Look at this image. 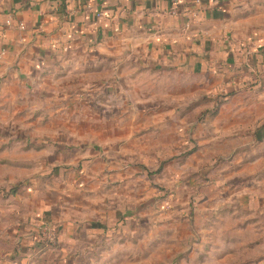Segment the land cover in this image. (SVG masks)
<instances>
[{"label": "crops", "instance_id": "1", "mask_svg": "<svg viewBox=\"0 0 264 264\" xmlns=\"http://www.w3.org/2000/svg\"><path fill=\"white\" fill-rule=\"evenodd\" d=\"M98 12L103 13L100 19ZM9 17L13 24L6 26ZM19 22L23 30L17 28ZM121 49L141 57L138 67L204 73L219 80L205 101L217 105L208 123L220 145H200L202 149L190 161L194 166L232 152L226 161L231 159L236 167L234 175L225 178L230 199L221 206L216 198L210 199L212 206L205 211L208 219L216 216L219 225L205 231L199 248L188 244L193 250L190 257L196 262L204 256V264H264V242L258 238L256 223L241 216L264 214V149L254 147L259 141L264 143V0H0L1 77L13 75L29 88L70 75L98 80L100 70L110 67ZM55 160H44L51 164L52 175L49 171L42 174L38 185L44 183L46 192L59 193L57 198H40L32 180L24 185L27 193L14 198L24 213L6 230L11 235L5 234L4 239L18 246L19 264H30L32 258L39 264L38 259L46 255L48 264L71 263L69 253L84 234L104 233L137 214L132 202L126 205L123 198L110 197L109 191L119 182L115 170L108 168L104 176L106 165L94 162L96 177L86 182L87 194L79 199L73 185L83 178L74 169L70 172L77 173H68ZM50 181L58 182V190L48 188ZM63 184L72 185L71 189L64 191ZM97 191H106L107 198L99 197ZM248 200L250 208L245 206ZM118 202L125 205L118 207ZM44 224L58 230L57 245L47 250L34 245L32 234ZM184 238L185 244L195 242ZM119 241H104V248L115 249L107 257L111 262L130 254L131 243ZM158 243L141 241L138 245L148 248ZM119 245L125 254L116 251ZM201 247L204 252L196 251ZM142 255L138 264L155 262L149 255L143 260Z\"/></svg>", "mask_w": 264, "mask_h": 264}, {"label": "rangeland", "instance_id": "2", "mask_svg": "<svg viewBox=\"0 0 264 264\" xmlns=\"http://www.w3.org/2000/svg\"><path fill=\"white\" fill-rule=\"evenodd\" d=\"M140 59L121 49L115 62L100 70L98 80L70 75L59 81L51 79L40 88H29L13 75L0 76V264H19L22 258L18 246L4 236L11 235L6 230L24 213L14 199L27 193L24 185L30 180L36 183L37 189L33 187L40 198L59 195L46 192L44 183L38 185L42 174L49 171L52 175L51 164L44 162L51 157L68 173L78 172L83 178L73 185V195L79 199L87 194L86 182L96 177L91 166L94 162L106 165L104 176H108V168L115 170L119 182L109 188L110 197L123 198L126 205L132 202L137 213L104 233L84 234L69 253L71 263L67 264H138L141 252L143 260L149 255L155 261L151 264H204V256L194 262L190 247L199 248L205 231L219 225L218 218L208 219L205 211L212 206L210 199L216 198L219 206L230 199L225 178L232 177L236 167L231 159L226 161L232 152L194 166L190 161L202 149L200 145H220V138L210 134L209 125L217 105L205 101L219 80L204 73L138 67ZM254 147L264 149V143L259 141ZM192 148L195 151L188 154ZM82 156L85 159H78ZM73 169L77 172H70ZM57 184L50 181L48 188L58 190ZM71 186L62 187L67 192ZM98 193L107 198L106 191ZM251 205L250 200L245 204L246 208ZM259 215L241 216L256 223L258 238L264 242V214ZM227 219L235 221L234 217ZM45 229L52 230L58 240L54 225L44 224L32 234L34 245L47 250L51 247L45 244ZM184 237L195 242L185 244ZM107 239L131 243L127 249L130 254L111 262L107 257L115 249L103 247ZM141 241L159 245L140 248ZM116 251L125 254L123 245ZM46 256L39 262L48 264Z\"/></svg>", "mask_w": 264, "mask_h": 264}, {"label": "built area", "instance_id": "3", "mask_svg": "<svg viewBox=\"0 0 264 264\" xmlns=\"http://www.w3.org/2000/svg\"><path fill=\"white\" fill-rule=\"evenodd\" d=\"M96 17L98 19L102 18L103 17V13L101 12H98L96 14ZM13 23H12V18L9 17L5 20V25L6 26H11ZM17 28H19L20 30H23L24 29V24L19 22L17 23ZM45 233H46V238H48L46 241H45V244H47L48 247H55L57 245V239L56 237L54 236V234L52 233V230H48V229H45Z\"/></svg>", "mask_w": 264, "mask_h": 264}, {"label": "trees", "instance_id": "4", "mask_svg": "<svg viewBox=\"0 0 264 264\" xmlns=\"http://www.w3.org/2000/svg\"><path fill=\"white\" fill-rule=\"evenodd\" d=\"M194 151H195V148H192V149L189 150L188 154H191V153L194 152ZM158 171H159V170H158Z\"/></svg>", "mask_w": 264, "mask_h": 264}]
</instances>
